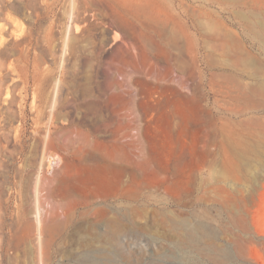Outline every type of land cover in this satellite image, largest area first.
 Returning <instances> with one entry per match:
<instances>
[{"label":"rangeland","instance_id":"obj_1","mask_svg":"<svg viewBox=\"0 0 264 264\" xmlns=\"http://www.w3.org/2000/svg\"><path fill=\"white\" fill-rule=\"evenodd\" d=\"M233 2L0 0V264H264V157L220 173L215 119H264L222 92L217 37L264 61Z\"/></svg>","mask_w":264,"mask_h":264},{"label":"bare ground","instance_id":"obj_2","mask_svg":"<svg viewBox=\"0 0 264 264\" xmlns=\"http://www.w3.org/2000/svg\"><path fill=\"white\" fill-rule=\"evenodd\" d=\"M231 1L233 2V1H237V0H231ZM240 5H241V3H240ZM263 5H264V3H263ZM155 16H156V14H155ZM248 22H250V21H248ZM258 22L261 23L260 20ZM260 23H259V25L262 26L263 23L262 24H260ZM242 24H244V22H242ZM182 26H183V24H182ZM182 26H180V27H182ZM246 27L244 29H246ZM249 27H252L253 28L252 30H254V28H257V26L253 27L251 25H249ZM249 27L247 29H249ZM255 30H254V32L257 33L258 31H255ZM223 32L225 33V31H223ZM249 32H251V31H249ZM256 33H254V34H256ZM262 33L263 32H261V34ZM218 34H219V32H218ZM220 34H222V33L220 32ZM227 34L226 35L222 34L223 36L221 35V37L219 36L216 38V40L219 41V44L216 45L215 49H214V51H218V52L222 51L221 55L224 56L223 58H225V61L227 62L226 67L229 68L228 70L225 69L224 73L223 74L221 73V75H220L221 80H223V83L225 84V87H223L222 92L224 94L234 95L235 101H237V103L243 104V106H240L239 104L236 103L237 106L235 108L233 107L234 108L233 109L234 114H238V115L239 114H250V113L255 114L258 110H260L261 106H264V61L254 60V58H252L251 55L248 54L249 52L247 53L246 50H245L246 52L243 51L244 46L241 45V41L233 38L232 35L229 36L230 33H227ZM251 39L253 40V42H255L259 45L262 44L260 38H257V36H254ZM262 42H264V39ZM231 50L232 51L234 50L236 52V54H233L234 52L231 53ZM263 50H264V48H263ZM240 67L243 68V70H241V72H242L241 74H244V76L242 78H246L248 80L247 82H245V80H243L241 77H239V75L237 76V73H238ZM234 122L235 121L227 122V121H222V120L220 121L218 119H215L217 137L219 139V143L221 146V154L223 157L222 160L224 161V164H225V166H224L225 168H223L224 170L220 171V173H222V174H224V173L226 174L228 171L229 172L236 171L237 168L235 165H233L234 161L235 160H242V158H244L247 155L264 157V150H262V151L259 150V148L264 149V119L252 117L248 120L246 119L244 121L239 120V122H236V123H234ZM252 143H254V144L252 145ZM175 163L176 164L180 163V164H182L183 167L187 164L193 166L194 163H195V166H197L199 164V160L194 161L191 158L186 159V157H185V158L176 160V162H175V160L173 161L170 159L167 161H163L161 163L160 162L156 163V166L164 174H166L168 176L172 175L175 178V180H173V181H176V183H178V185L180 187L188 189V191H186L184 189L185 190V191H183L184 194H188L187 192H190L191 190L192 191L193 190L198 191L199 190V183L197 182L198 176L196 177V175H195L192 181H186L185 179L188 178V176H185L186 172H184L183 170H178L176 172L175 171V167H176ZM194 172H195V170H194ZM163 180H165V179H163ZM162 185H164V184H162ZM210 191L212 192V200L213 201H215L217 198H220L222 196V194H225V189L223 187H220V186H214V187L210 188ZM181 203H182V201H181V199H179V204H181ZM165 218H164V220H166ZM189 235L192 237L191 233H189ZM205 236H206V234H205ZM205 236H203V237H205ZM189 239H190V237H189ZM247 247L249 248V246H247Z\"/></svg>","mask_w":264,"mask_h":264}]
</instances>
